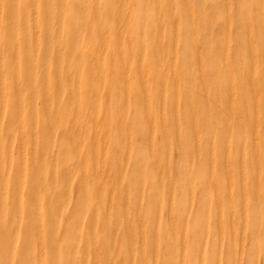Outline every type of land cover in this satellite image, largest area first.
Returning <instances> with one entry per match:
<instances>
[{
    "label": "rangeland",
    "instance_id": "374dc122",
    "mask_svg": "<svg viewBox=\"0 0 264 264\" xmlns=\"http://www.w3.org/2000/svg\"><path fill=\"white\" fill-rule=\"evenodd\" d=\"M238 1L231 0L230 3L232 21L236 20ZM35 2L39 9L35 12L40 18V24L46 23L45 27L42 25L39 28L38 38L40 40L38 41H35L36 31L32 21V0H0V65H2L0 67L3 70H0V75L3 76L0 78V82H3L0 90L2 89L3 92L0 91V93H4L0 94V98L3 99H0V166L4 170H10L8 175L10 180L5 188L0 181V202H2L0 204V264H109V258L110 264H153L154 262V264H172L170 254H168L171 249L178 254L177 259L180 264H187L191 260L193 264H204L205 261L209 264L211 260L213 261L210 264L213 262L214 264H264V194L259 195L260 193L255 188L254 196L250 194L248 201L242 200L239 194L243 189L242 182L248 183L244 180L245 173L241 172L242 170L231 171L234 184L226 188L223 186L222 177H224L225 169L222 166V158H220L222 149L220 133L223 123L221 113L224 93L220 78L225 77V72L216 69L219 67L217 61L219 55L216 53L217 57L215 55L216 59H213L212 53L217 45L218 36L223 33L221 15L224 1L124 0L125 4L123 3L118 8V3L115 1L111 3V0H35ZM45 36L47 38L46 48L50 50L53 48L59 55L54 59V63L48 56L36 59V67L39 70L45 67L44 69L48 72L45 76L50 80V84H47H49L51 94V109L53 113L55 111L56 119H59L54 131L45 119L46 107L42 101L44 93L47 94L48 91L44 90L46 87L44 89L37 87L38 84L42 86L46 79H43V76L37 72L36 86L33 87L32 74L27 60L29 51L34 47L38 49L37 56L43 53L42 37L45 38ZM159 48L164 49V56L172 58L176 64V75L172 77L176 83L172 81L171 75L160 76L165 74H160L159 64L157 65L155 61L159 59V55H156ZM230 50H234V47L231 46ZM261 57L264 58V55L262 54ZM57 67L62 71L64 82L60 88L53 86L54 89L51 86L59 78L54 73ZM141 69L145 71L140 72ZM15 75L19 76L17 78L20 80L19 85H21V94H23L20 101L16 99L19 97L16 94V87L13 86L16 84L15 79L18 80ZM200 82L207 83L205 88L207 93L204 89L201 90ZM45 85L43 83V86ZM177 85L178 87L174 89ZM34 88L37 89L33 97ZM178 89L179 100L175 107L172 98L176 96ZM74 96L76 98L73 102ZM95 96L98 99L96 103L98 109H95L94 113L93 109L96 105L91 98ZM18 102L22 106L19 107ZM189 103L192 105L198 122L197 130H194L193 120L188 116L189 111H185ZM22 107L23 111L19 116L18 112L22 110ZM263 108L264 103L261 104V109ZM177 110L178 116L176 117L174 113ZM81 113H84L83 117ZM18 120L23 121H20L22 127L18 124ZM81 123L85 128L83 134L85 136L81 137L83 143L78 139V144H76L75 140L78 137L76 134L82 128ZM93 126L99 130L100 138H96L98 135ZM18 127L23 130H18ZM164 130L168 133V141L165 140ZM261 130H264V120L261 121ZM246 131L247 142H251V137H253L251 130L246 129ZM39 132L40 134H37ZM101 138L102 142L96 141ZM93 146L105 149L104 151L99 150V153L100 158L105 159L107 170L115 172H119L116 171L118 169L122 170L119 181L108 180L114 186L111 191L104 190L103 200L102 194H99L95 187L96 176L95 167H93L96 163L102 166L103 162L100 159L98 161L91 159L90 150L94 148ZM228 148L230 156L235 157L233 138ZM62 149L64 151L61 152ZM83 149H86L88 154H85L86 157L82 162L78 156ZM114 153L119 154L120 158ZM137 157L145 162L143 176L140 169L133 166ZM210 158L214 161L215 180L212 182L216 181L215 186L208 187L200 177H193L192 185H188L187 181L192 180L190 175L193 171L196 175L201 173L203 164ZM38 159L46 164L47 170L44 177L37 169ZM168 160L169 163L166 162ZM71 162L78 171L70 170ZM119 162L123 165L121 163L119 165ZM80 163L86 164L80 167ZM249 163L250 161L246 165L249 166ZM155 166H159V174L161 176L163 174V178L165 176L164 184L170 183L172 191L168 199L162 201L159 218L153 215L151 198L149 193H146L156 188L150 184V182L153 183L152 171ZM64 168L67 170L64 171ZM66 172L68 174H64ZM155 173L154 171V184L157 186L160 181ZM84 174H87L85 180H83ZM16 176L24 177L25 186L16 184ZM261 176L264 181L263 174ZM142 177L146 180V185L143 187L145 194L140 199L137 194L138 190H136L139 188V183L137 184L136 180L138 179V182ZM41 178H45L47 185V190L44 192L47 195L45 197L52 199L56 194L58 196L57 200H55L56 197L53 199L55 200L53 211L59 221L56 223L51 217L52 212L44 198L41 202V209L39 208L42 225L39 224L41 226L37 227L34 221L40 222L35 219L36 211L34 210L38 204L34 203L35 208L31 204L27 205V201H32L27 186L29 181L37 185ZM123 183L129 189L125 191L129 204H133L134 197H139L143 205L142 219L136 218L134 213L128 225L122 217L130 206L120 197ZM18 186H20V195ZM232 188L238 190L237 195L235 192H229ZM2 191L6 193L2 194ZM191 196L192 198H189ZM19 197H21L22 209L18 212ZM228 198L234 200L233 204ZM186 199L192 201L189 202ZM203 199H208V205H204L208 212L202 218V213L198 217L196 215L204 207L200 205V201L203 204ZM99 201L106 203V210L103 211L114 207L120 211V222L115 225L114 230L109 229L108 220L103 218L102 212L97 214ZM168 202H171V205ZM58 203L59 206L63 204L59 210L57 209L59 208ZM179 204L180 207H185L186 212L182 213L181 229L179 228L178 232L172 227L169 229L167 224L173 221L171 208ZM108 205L111 207L109 208ZM251 206H261V212L255 211ZM244 212L247 216L245 219ZM251 217L252 220L254 219V225L251 224ZM50 219L53 220V226L49 225ZM145 219L154 223L149 226L151 228L145 227ZM204 219L206 221L203 222ZM38 228L40 230L37 231ZM33 229L36 230L33 231ZM175 230L176 232H173ZM9 232L13 234L11 237ZM36 232L39 233V237L36 236L38 235ZM39 240L42 242L41 247H39ZM82 240L86 242L82 243L83 245ZM129 240H132L131 244ZM219 240L221 244L218 243ZM170 241H172L171 246H169ZM11 242H14V246ZM51 247H53V252ZM71 252L77 254L74 255ZM40 254L42 258H39ZM194 254L195 257H193ZM202 254L206 259L203 262H201ZM155 258L156 260L153 261ZM180 260H183L182 263Z\"/></svg>",
    "mask_w": 264,
    "mask_h": 264
},
{
    "label": "bare ground",
    "instance_id": "6f19581e",
    "mask_svg": "<svg viewBox=\"0 0 264 264\" xmlns=\"http://www.w3.org/2000/svg\"><path fill=\"white\" fill-rule=\"evenodd\" d=\"M112 1H115L116 3H118L117 4V8L118 7H121L122 5H123V3L125 4V2H124V0H111V3H112ZM224 2H223V6H222V15H221V22H222V27H223V33H221L220 34V36H218V41H217V45H215V49H214V51H213V53H212V57H213V59H216V57H217V55H219V58H217V61L219 62V67H216V69H219V70H222L223 71V73L225 72V77H222V78H220V81H221V84L220 85H222V87H223V93H224V96H223V99H224V104L222 105V113H221V115H222V121H223V123H222V129H221V143H222V149H221V157L220 158H222V166H224V171H223V174H224V177H222V179H224V181H223V186H224V188H226V186H230V185H232V183L234 184V182L232 181V178H231V171H233V172H236L237 170L239 171V170H242L241 172H243L244 171V173H245V176H244V180H247L248 181V183H243L242 182V187H243V189L239 192V194H240V197L242 198V200H244V202L245 201H248V198H249V196H250V194H252L253 196H254V191L253 190H255L256 191V189H257V192H259L260 194L259 195H263L264 194V181H263V177L261 176V174H263V176H264V130H261V121H263L264 120V108L263 109H261V104L262 103H264V58L263 57H261L262 56V54L264 55V0H239L238 1V5H237V16H235L236 17V20H234V21H232V17H231V0H223ZM186 2V1H185ZM97 4V3H96ZM187 5V4H186ZM32 6H33V8H32V10H33V26L35 27V31H36V38H35V41H38V40H40L39 38H38V31H39V28H40V26H46V23L45 22H42L41 24H40V22H39V20H40V18L36 15V12L39 10V9H37V7H38V5H37V3L35 2V0H32ZM126 6V5H125ZM173 6V5H172ZM189 6V5H188ZM97 7H99L98 5H97ZM110 7H113V6H111L110 5ZM124 7V6H123ZM124 8H126V7H124ZM189 8V7H188ZM191 8V7H190ZM190 10V9H189ZM36 11V12H35ZM97 11V10H96ZM99 11V10H98ZM123 11V10H122ZM124 11H126V10H124ZM192 11V10H191ZM190 11V12H191ZM21 13V12H20ZM127 13V12H126ZM126 13H123V14H125L126 15ZM173 14V13H172ZM190 14H192V12L190 13ZM98 16V15H97ZM171 16V15H170ZM119 17V16H118ZM171 18V17H170ZM123 19V18H122ZM128 19V18H127ZM191 19V21H192V18H190ZM175 20V19H174ZM207 20V19H206ZM190 21V22H191ZM176 22V21H175ZM30 29V28H29ZM33 32H34V30H33ZM177 33V32H176ZM42 39H43V53L41 54V55H38L37 56V53H39L38 52V49H36V47H34V45H33V47H34V49H36L35 51H34V49L32 50H30L29 51V53H28V61H29V69H30V73L32 74L31 75V80H32V82H33V87H35L36 86V82H35V78H37V76H38V74L39 75H42L43 76V79H46V80H44L43 81V83L44 84H46L45 86H43V83H42V86L41 85H39L38 84V89H40V88H45L44 90H46V91H48V93L47 94H45L44 92H42V93H44V98L42 99V101L44 102V106L46 107V120L49 122V124H50V127L52 128V131H54V130H56V125H58V123H59V119H56V117H55V111H54V113L52 112V110L53 109H51V94L49 93V81L50 80H48V77H46L45 76V74L46 73H48L44 68L45 67H41V69L39 70L36 66H37V64H36V59H38V57H46L47 58V56L50 58V61L52 62V63H54L55 61H54V59L56 58V57H58L59 55L54 51V49L52 48L51 50L49 49V48H46V45H47V38H46V36H45V38H43L42 37ZM130 39V38H129ZM176 40V39H175ZM216 40H217V38H216ZM34 44V43H33ZM160 45L162 46V44L160 43ZM37 46V45H36ZM231 46H233L234 47V50H230L231 49ZM158 47H160V46H158ZM69 48V47H68ZM67 48V49H68ZM61 49V48H60ZM16 50V49H15ZM66 50V49H65ZM164 49H162V48H159L158 50H157V53H156V55L158 56L159 55V59H158V61L155 59V61H156V64L159 66V70H160V74H165V75H160V76H163V77H168V76H170L171 77V79H172V81H176V80H174L172 77L173 76H175L176 75V72H175V69H176V64H175V62H174V60L172 59V58H166L165 56H164V51H163ZM173 52V51H172ZM174 53V52H173ZM216 53H217V55H216ZM168 54H170V53H168ZM155 55V56H156ZM215 55H216V57H215ZM143 56V55H142ZM174 56V55H173ZM172 57V56H171ZM200 57H202V56H200ZM16 58V57H15ZM43 59V58H42ZM142 59V58H141ZM198 59H199V57H198ZM202 59V58H201ZM261 59H262V64H261ZM67 60L68 61H71L70 60V58H67ZM143 60V59H142ZM200 60V59H199ZM54 61V62H53ZM1 62V61H0ZM15 62H17V61H15ZM199 62V61H198ZM201 62H202V60H201ZM201 62H200V64H201ZM54 65V64H53ZM59 65V64H58ZM142 65V64H141ZM1 67H2V65H0ZM0 67V70L1 71H3L2 70V68ZM17 68V67H16ZM200 68V67H199ZM0 71V72H1ZM39 71H41V73L39 72ZM141 71H145V70H140V72ZM37 72H38V74H37ZM61 70L59 69V67H57L56 68V72H54V73H56V76H57V80H55V82H54V85H52L51 86V88H54L53 86H57L58 88H60V87H62V83L64 82V78L62 77V74H61ZM139 72V73H140ZM199 72V71H198ZM1 74H3V73H1ZM16 74V73H15ZM102 74H103V72H102ZM142 74V73H141ZM140 75V74H139ZM201 75V74H200ZM16 76V75H15ZM14 76V77H15ZM42 76H40L41 78H42ZM1 77H3V76H1L0 75V78ZM19 78V76L17 75L16 76V78ZM141 77H142V75H141ZM17 78V79H18ZM203 79H204V77H203ZM1 80V79H0ZM2 80H3V78H2ZM144 80V79H143ZM19 79L18 80H16L15 79V83L16 84H14L13 86H15L16 87V94H18V97L19 98H16V99H19V101H20V99H21V96H23V94H21V89H20V86L21 85H19ZM41 81V80H40ZM32 82H31V84H32ZM69 82V81H68ZM3 82H0V85L2 84ZM47 83H49V84H47ZM176 83V82H175ZM201 83V82H200ZM103 85V84H102ZM173 85H175V84H173ZM201 85H202V88H201V90H203L204 89V91H206V87H207V83H201ZM3 86V85H2ZM11 86V85H10ZM70 86H71V84H70ZM69 86V87H70ZM163 86H165V85H163ZM8 87V86H7ZM14 87V88H15ZM178 87V85L176 86V87H174V89L175 88H177ZM184 87V86H183ZM1 88V87H0ZM13 88V87H12ZM71 88V87H70ZM145 89H146V87H144ZM36 89L37 88H34L33 90V97H34V92L36 91ZM42 89V90H43ZM55 89V88H54ZM61 89H63V88H61ZM2 90V89H1ZM0 90V91H1ZM4 90V89H3ZM43 90V91H44ZM144 90V89H143ZM145 91H147V90H145ZM144 91V92H145ZM162 91H164V89L162 90ZM177 91H179V89L178 90H176V96L175 97H177V98H175L174 96V98H172V100H173V106H175V107H177L175 104L178 102V100H179V92H177ZM1 92H3V91H1ZM99 92V91H98ZM6 93V92H5ZM41 93V94H42ZM146 93V92H145ZM201 93V92H200ZM206 93H207V91H206ZM205 93V94H206ZM0 94H4V93H0ZM95 94V93H94ZM94 94H92V96L94 95ZM31 95H32V93H31ZM46 95V96H45ZM147 95H148V93H147ZM207 95V94H206ZM5 96V95H4ZM164 96V95H163ZM33 97H31L32 99H33ZM97 97H98V95H97ZM97 97L95 96L94 98H91L92 99V101H93V103L96 105L95 106V108L93 109V111H94V113L96 112L95 111V109H98V105L96 104L97 102H98V99H97ZM4 98V97H3ZM75 98H76V96H74V99H73V102H74V100H75ZM126 98H127V96H126ZM125 98V99H126ZM163 98V97H162ZM204 98H205V95H204ZM204 98H203V100H204ZM208 98V97H207ZM1 99V98H0ZM31 99V100H32ZM35 99V98H34ZM1 100H3V99H1ZM147 100V98L145 99V101ZM161 100V99H160ZM33 101V100H32ZM77 102H79V101H77ZM77 102H75V103H77ZM149 102V101H148ZM205 102H207V101H205ZM1 103H2V101H1ZM2 104H4V103H2ZM17 104V103H16ZM20 104V102H18V105ZM36 104V103H35ZM205 104H207V103H205ZM5 105V104H4ZM208 105V104H207ZM20 106H22V104L21 105H19V107ZM18 106H16V108H17ZM33 107H34V105H33ZM206 107V106H205ZM149 108V107H148ZM173 108V107H172ZM207 108H208V106H207ZM145 109V108H144ZM173 109H175L176 110V108H173ZM19 110H20V108H19ZM19 110H17V111H19ZM209 110V109H208ZM207 110V111H208ZM23 111V107H22V110L21 111H19L18 112V114L20 113V112H22ZM34 112H35V110H33ZM32 111V112H33ZM74 111V110H73ZM171 111H173V110H171ZM185 111H189L188 112V116L190 117V119L191 120H193V124H194V130H197V121H196V116L194 115V112H193V110H192V105L189 103L188 104V108L185 110ZM178 110L174 113V116H178ZM209 112V111H208ZM207 112V113H208ZM32 114V113H31ZM73 114V113H72ZM97 114V113H96ZM147 114H149V112L147 113ZM35 114H33V116H34ZM83 115H84V113H81V117H83ZM19 116H21V113H20V115ZM23 116V115H22ZM76 116V115H75ZM79 116V115H78ZM208 116V115H207ZM72 117H73V115H72ZM80 117V116H79ZM96 118H97V116H95ZM22 119H23V117H21ZM125 118H126V116H125ZM147 118V117H146ZM20 119V118H19ZM33 119V118H32ZM19 121V120H18ZM20 121H22V120H20ZM20 121L18 122V124H20ZM95 121V120H94ZM93 121V122H94ZM23 122V121H22ZM33 122V121H32ZM92 122V123H93ZM125 122V121H124ZM96 123V122H95ZM48 124V125H49ZM178 123H177V121H176V125H177ZM6 125V124H5ZM20 126L22 127V124H20ZM32 126H33V124H32ZM35 126V125H34ZM95 126V125H94ZM93 126V127H94ZM193 126V125H192ZM80 127H82V123L80 124ZM150 127V126H149ZM68 128V127H67ZM193 128V127H192ZM22 129V128H21ZM21 129H19V127H18V130H21ZM34 129H35V127H34ZM34 129L32 130L33 131V133H35V131H34ZM40 129V128H39ZM76 129V128H75ZM75 129H74V132H73V134L75 133ZM94 129H95V127H94ZM93 129V130H94ZM246 129H249V130H251V135L253 136V137H251V142H247V136L248 135H246V133H247V131H246ZM23 130V129H22ZM21 130V131H22ZM96 130V129H95ZM176 131V130H175ZM232 131H233V133H232ZM37 132H38V130H37ZM41 132V131H40ZM40 132L39 133H37V134H40ZM84 132H85V128H84V126L82 127V128H80V131L79 132H77L78 134H76V135H78V137H77V139L75 140L76 141V144H78V139L80 140V142L82 141L81 140V137H84L85 135H83L84 134ZM96 132V134L98 135V136H96V138L98 137V138H100L101 136L99 135V130H96L95 131ZM149 132H151V131H149ZM194 132V131H193ZM71 133H72V131H71ZM164 133H165V137H166V141H168V139H167V137H168V133H167V131L166 130H164ZM195 134L197 133V131H195L194 132ZM232 134V135H231ZM103 135V134H102ZM194 135V134H193ZM20 136H22V135H20ZM32 136V135H31ZM93 136V135H92ZM35 137H36V135H35ZM34 137V138H35ZM52 137V136H51ZM153 137V136H152ZM30 138V137H29ZM76 138V137H75ZM129 138V137H128ZM176 138V137H175ZM233 138V142H234V146H235V150H234V155H235V157H231L230 155V150H229V148H228V146H229V142H230V140ZM93 139V138H92ZM92 139H90L91 141H92ZM89 140V141H90ZM96 140V139H95ZM102 140V138L101 139H97L96 141L97 142H100ZM125 141V140H124ZM21 142V141H20ZM23 142V141H22ZM34 142V141H33ZM102 142V141H101ZM81 143H83V142H81ZM80 143V145H82ZM92 143V142H91ZM34 144L36 145V143L34 142ZM89 144V143H88ZM92 144H94V143H92ZM91 144V145H92ZM96 144H98V143H96ZM102 144H104V143H102ZM102 144H101V146H102ZM123 144H124V142H123ZM129 144V143H128ZM167 144V146H168V148H169V145H168V143H166ZM198 144V143H197ZM79 145V146H80ZM90 145V146H91ZM99 145H100V143H99ZM105 145V144H104ZM104 145H103V147H104ZM130 145V144H129ZM21 147H22V145H20ZM34 147V146H33ZM40 147V146H39ZM94 147V146H93ZM106 147V146H105ZM181 147H183V146H181ZM24 149H25V147H23ZM62 148H64V147H62ZM114 147H112V149H113ZM168 148H166V150L168 149ZM24 149H22V150H24ZM39 149V148H38ZM50 149V148H49ZM102 149V151H104L103 150V148H101ZM101 149H99V147L97 148H92V150H90V156H91V159H95V160H101L102 162H103V164H102V166H98L97 165V163L95 164V166H93V167H95V176H96V178L94 179V181L96 182V184H95V187L97 188V190H98V193L100 194H102V193H104V190L106 191H111V189H112V187L114 186V185H112V183L111 182H109L108 180L109 179H112V181L113 182H116V181H119V179H120V177H121V172H122V170L120 171L119 169H118V163H117V169L118 170H116V171H119V172H115V171H112V170H107V165H106V162L104 161L105 159H104V157H101L100 158V153H99V150H101ZM182 150H185V148H181ZM195 149V148H194ZM199 149H200V147H199ZM34 150H35V148H34ZM89 150V149H88ZM126 150V149H125ZM130 150V149H129ZM62 151H64V149H62L61 150V152ZM126 151H128V150H126ZM170 151V150H169ZM34 152V151H33ZM36 152V151H35ZM34 152V153H35ZM113 152V151H112ZM168 152V151H167ZM210 152H212L211 151V149H210ZM14 153V152H13ZM117 153H120V152H117ZM169 153V152H168ZM32 154V153H31ZM52 154V153H51ZM62 154V153H61ZM80 154V153H79ZM85 154L87 155L88 153H86V149H83L82 150V153L78 156L80 159V161H82V160H84V158L86 157L85 156ZM101 154H102V152H101ZM115 155H119V154H116V153H114ZM192 154V153H191ZM11 155V154H10ZM33 155H35V154H33ZM37 155L38 156H40V154H38L37 153ZM103 155H104V152H103ZM167 155V154H166ZM32 156V155H31ZM116 156V157H117ZM192 156V155H191ZM18 157V156H17ZM58 157V156H57ZM119 157V156H118ZM122 157V156H121ZM124 157H125V155H124ZM246 157L248 158V161H250V163H249V166H247L246 165V163L248 162H246ZM33 158V157H32ZM120 158V157H119ZM123 158V157H122ZM139 158L140 157H137V159H135L134 160V164H133V166L135 167V168H137L138 167V169H140V171H141V173H142V176L144 175L143 174V172H144V170H143V168H144V165H145V162L144 161H141V160H139ZM55 159V158H54ZM116 159V158H115ZM127 160H128V156H127V158H126ZM191 159V158H190ZM94 160V161H95ZM124 160H125V158H124ZM3 161V160H2ZM11 161V160H10ZM34 161V160H33ZM37 161H39L38 163V170L40 171V173L42 174L41 176L42 177H44V174L46 173L45 171L47 170L46 169V164H45V162H40V160L38 159ZM93 161V162H94ZM156 161V160H155ZM191 161V160H190ZM1 162V161H0ZM83 162V161H82ZM100 162V161H99ZM117 162V161H116ZM122 162V161H121ZM121 162H119V165H120V163ZM167 163H169V160L168 161H166ZM166 162H165V164H166ZM125 163V162H124ZM151 163H152V161H151ZM157 165H158V163L157 162H155ZM14 164V163H13ZM84 164V163H83ZM82 163H80V167L83 165ZM86 164V163H85ZM85 164H84V166H85ZM122 164V163H121ZM220 164H221V162H220ZM94 165V164H93ZM123 165V164H122ZM213 165H214V161L212 160V158H210V159H208L207 161H206V163H204L203 164V166H202V169H201V173H198L197 175L194 173V171H193V173H192V175H190L192 178V180H190V181H187L188 179H189V177H188V179L186 180L187 181V184L189 185H192V183H193V177H200L205 183H206V185L209 187V186H215V184H216V181H214V182H212L213 180H215L214 179V176H213V174H214V170H213ZM9 166V165H8ZM98 166V167H97ZM153 166H154V164H153ZM189 166H191V165H189ZM67 167V166H66ZM69 167H71V169L70 170H73V171H78L77 170V168L75 169V166H73L72 165V162L70 163V165H69ZM124 167V166H123ZM123 167H122V169H123ZM159 167V166H158ZM157 166H155V168L153 167V171H152V178H153V180H152V182L153 183H151L150 181V184L153 186H155L156 188H154V189H151L152 191H150V192H146V193H149V195H150V200H151V207H152V210H153V215L155 216V217H158L159 216V214H160V210H161V205H162V201H163V199H168V195L170 194V192H172L171 191V185H170V183H167V185L166 184H164V178H165V176H164V178L162 177L163 176V174H162V176H161V174H159L160 173V168H158ZM262 167V168H261ZM125 168V167H124ZM86 169V168H85ZM116 169V168H115ZM162 169V168H161ZM65 170H67L66 168H64V171ZM93 170H94V168H93ZM54 171V170H53ZM154 171L156 172L155 174H156V177L158 178V180L160 181V183H159V185H157L156 186V184H154L155 182H154V176H153V173H154ZM162 171V170H161ZM257 172V174H256V172ZM263 171V172H262ZM68 172V171H67ZM64 173V174H68V173ZM107 172V173H106ZM136 172V171H135ZM9 173H10V170H4V168L2 167V166H0V181H1V183L4 185V187L3 188H5L7 185V183L9 182V178H8V175H9ZM54 173V172H53ZM158 173V174H157ZM81 174V173H80ZM222 174V175H223ZM85 175H87V174H84L83 176V180H85L86 179V176ZM241 175V174H240ZM67 176V175H66ZM17 178H15V181H16V184H18V185H20V184H23V186H25L24 184V177H19V176H16ZM54 177V176H53ZM72 177V176H71ZM216 178V177H215ZM29 180H31L30 178H28ZM27 179V180H28ZM69 179V178H68ZM88 180H89V178H88ZM138 180V179H137ZM137 180H136V183L139 185V188L138 189H136V190H138V193L137 194H139V197H140V199H141V197H142V195H144L145 193L143 192V187H145V179H143V177H142V179H140L138 182H137ZM69 181H70V179H69ZM170 181V180H169ZM238 181H240V180H238ZM238 181H236L237 183H238ZM86 182V181H85ZM28 183V182H27ZM70 183V182H69ZM213 183H214V185H213ZM29 185L27 186V190L29 191V194L32 196L31 197V199H32V201H27V205L28 204H31V205H33V207H34V203H37L38 205V207H34L35 208V210L34 211H36V215H37V217H36V215H35V219H37L40 223H38V222H36V221H34L35 223H36V225H37V227L38 226H41L42 225V223H41V216H40V210H39V208L41 209V202H42V200L45 198L46 199V203H48V208H50V210H51V214H52V216L51 217H53V220L54 221H56V223H58V221H59V219H58V217L55 215V213H54V209H53V207H54V204L53 203H55L54 201L55 200H57L58 199V196H56L55 194V197H52V199L51 198H46L45 196H47L44 192L47 190V185H46V183H45V178H41L40 180H39V182H38V184L36 185V183H34L33 181H29V183H28ZM71 184V183H70ZM86 184H87V182H86ZM86 184H84V186H87ZM108 184V185H107ZM114 184V183H113ZM120 184V183H119ZM124 184V183H123ZM122 184V189H123V191H121L122 193L120 194V197L121 198H123L124 199V201H125V203H127L128 205H130L129 204V200H127V198L126 197H128V195L126 194V192L125 191H129V189H128V186H126L125 184L123 185ZM163 184H164V186H163ZM225 184V185H224ZM2 186V185H1ZM121 186V185H120ZM94 187V188H95ZM161 187V190H159V188ZM166 187V188H165ZM190 187V186H189ZM231 187V186H230ZM229 187V188H230ZM15 188V187H14ZM20 186H18L17 187V189H18V191H19V195H20ZM173 188V187H172ZM256 188V189H255ZM16 189V190H17ZM125 189V190H124ZM190 189H192V188H190ZM36 190V191H35ZM87 190V189H86ZM18 191H16V192H18ZM235 192L236 193V195H237V193H238V190L237 189H235V190H233V188L231 189V190H229V192ZM3 192V191H2ZM137 192V191H136ZM190 192H191V190H190ZM215 192V191H214ZM1 193V192H0ZM5 193H6V191H5ZM4 192L2 193V194H5ZM97 193V194H98ZM189 193V192H188ZM17 194V193H16ZM117 194V193H116ZM172 194V193H171ZM186 194V193H185ZM189 195V194H188ZM190 195H191V193H190ZM220 195V194H219ZM0 196H1V194H0ZM5 195H3V197H4ZM18 196V195H17ZM16 196V197H17ZM66 196V195H65ZM135 196H136V193H135ZM165 196V197H164ZM171 196V195H170ZM230 196V195H229ZM98 197H100V195H98ZM139 197H134V201L132 202L133 204H131L130 206H128V209H127V211L125 210V214L124 215H122V217L123 218H125V222H126V224L128 225V223H129V220L131 219V217H134V216H132V214H134L135 213V217L136 218H138V219H142V209H143V205H142V202H140V200H139ZM186 197H187V195H186ZM208 197V196H207ZM206 197V198H207ZM217 197V196H216ZM231 197V196H230ZM55 198V200L53 201V199ZM60 198V197H59ZM69 198V197H68ZM126 198V199H125ZM137 198V199H136ZM188 198V197H187ZM189 198H192V196L191 197H189ZM205 198V197H204ZM232 198V197H231ZM238 199H239V197H237ZM258 198V197H257ZM260 198V197H259ZM24 199H26V198H24ZM30 199V198H29ZM133 199V198H132ZM17 201H18V199H16ZM102 200H103V194H102ZM108 200V199H107ZM187 200V199H186ZM204 200V199H203ZM220 200V199H219ZM228 200H229V202L231 203V204H233V202H234V200L233 199H231L230 200V198H228ZM259 200H261V199H259ZM3 201H4V198H3ZM66 201H68L67 199H66ZM170 201H171V199H170ZM187 201H189V199L187 200ZM186 201V202H187ZM192 201V200H191ZM191 201H189V202H191ZM25 202V201H24ZM57 202H59V200L57 201ZM56 202V203H57ZM110 202H111V199H110ZM199 202V201H198ZM241 202V201H240ZM99 203L100 204H97V210H96V212H97V214H98V212L100 213V212H102L103 213V218L105 217V218H107V220H108V224H109V229H115V225H118L119 224V222H120V216H121V213H120V211H118L117 210V208H115L114 206V208L113 209H109L108 211H103V210H106L105 208L107 207V206H105V204L106 203H103V202H100L99 201ZM169 204L171 203V202H168ZM256 204H257V202H255ZM0 204H2V202H0ZM4 204V203H3ZM108 204V203H107ZM111 204V203H110ZM122 204V203H121ZM189 204V203H188ZM208 205V199H205L204 201H203V204L201 203V201H200V205H202V206H204V205ZM230 204V205H231ZM241 204V203H240ZM16 205V204H15ZM46 205V204H45ZM61 205V204H60ZM171 205V204H170ZM185 205V204H184ZM243 205V204H242ZM17 206V205H16ZM56 206V205H55ZM58 206H59V203H58ZM63 206V204L61 205V206H59V208H57L58 210L61 208ZM109 206V205H108ZM214 206H215V203H214ZM243 206H245V205H243ZM19 209H18V212H19V210H21L22 209V206H21V197H19V204H18V206H17ZM75 207V206H74ZM111 206H109V208H110ZM167 207H168V205H167ZM170 207V206H169ZM206 206H204L203 208H202V212L201 211H199V212H197V217L199 216V214L201 215V213H202V218H203V216L208 212V210H207V208H205ZM213 207V206H212ZM252 207V206H251ZM263 207V206H262ZM2 208V207H1ZM26 208V207H25ZM127 207H126V205H125V209H126ZM186 208H188L189 209V207H186ZM214 208V207H213ZM216 208V207H215ZM254 208V210L255 211H257V212H261V206H253L252 207V209ZM17 209V208H16ZM56 209V210H57ZM168 209V208H167ZM173 209V210H172ZM185 209V207H180V204L179 205H177L175 208H171V212H172V214H173V221H171L170 222V224H167V226H169V229H170V227H172V228H174V229H176L177 231L179 230V228L181 229V225H180V222H181V220H180V218H181V216H182V213L185 211L184 210ZM220 209V208H219ZM230 209V208H229ZM74 210H76L75 208H74ZM73 210V211H74ZM95 210H94V212H95ZM212 210V209H211ZM216 210H217V208H216ZM78 211V210H77ZM217 211H219V210H217ZM243 211V210H242ZM21 212V211H20ZM72 212V211H71ZM186 212V211H185ZM188 212H189V210H188ZM213 213H214V211H212ZM263 212V211H262ZM217 213H219V212H217ZM258 213V214H259ZM17 214V213H16ZM20 214V213H19ZM24 214V213H23ZM26 214V213H25ZM24 214V215H25ZM60 214V213H59ZM96 214V215H97ZM185 214V213H184ZM255 214V213H254ZM257 214V215H258ZM58 215V214H57ZM152 215V214H151ZM220 215H221V213H220ZM186 216H187V214H186ZM213 216V215H212ZM219 216V215H218ZM18 218L20 217V215L19 216H17ZM96 217V216H95ZM102 217V216H101ZM167 217V216H166ZM245 217L247 218V216H246V213L244 212V219H245ZM253 217V216H252ZM252 217H251V220H252ZM135 218V219H136ZM143 218H144V216H143ZM152 218V217H151ZM159 218V217H158ZM207 218H208V216H207ZM255 218V217H254ZM64 219V218H63ZM89 219V218H88ZM95 219V218H94ZM149 219H150V217H149ZM166 219V218H165ZM205 219H206V217H205ZM203 220V222L204 221H206V220ZM217 219H220V218H217ZM51 220V222H49V225L50 226H53L54 225V223H53V220L52 219H50ZM97 220V219H96ZM100 220V219H99ZM154 220H155V218H154ZM229 220V219H228ZM63 221V220H62ZM90 221V220H89ZM104 221V220H103ZM153 221V220H152ZM183 221H184V219H183ZM186 221V220H185ZM217 221V220H216ZM230 221V220H229ZM144 222H145V227H149L150 225H151V223L152 224H154L153 222H150V220L149 221H147L146 219L144 220ZM244 222H245V220H244ZM137 223V222H136ZM165 223H167V222H165ZM218 223H219V221H218ZM233 223V222H232ZM39 224H41V225H39ZM91 224V223H90ZM205 224H206V222H205ZM216 224H217V222H216ZM250 224V223H249ZM251 224L252 225H254V219L251 221ZM12 226H14L13 224H11ZM26 225V224H25ZM94 225H95V223H94ZM185 225V224H184ZM219 225V224H218ZM217 225V226H218ZM93 226V225H92ZM114 226V228H112ZM142 226H144V224L142 225ZM157 226V225H156ZM233 226H234V224H233ZM27 227V226H26ZM29 227V226H28ZM57 227V226H56ZM185 227V226H184ZM230 227V226H229ZM231 227H232V225H231ZM252 227V226H251ZM11 228H13V227H11ZM40 228V227H39ZM37 229V231L38 230H40V229ZM143 228V227H142ZM149 228H151V227H149ZM153 228H154V230H155V227L153 226ZM217 228V227H216ZM30 230H31V228H29ZM28 229V230H29ZM230 229V228H229ZM14 231H15V229H13ZM12 230V231H13ZM36 229H33V231H35ZM110 230V231H111ZM117 230V229H116ZM176 230L175 231H173V232H176ZM197 230V229H196ZM219 230V229H218ZM232 230V229H231ZM243 230V229H242ZM109 231V230H108ZM152 231V230H151ZM170 231V230H169ZM183 231V230H182ZM181 231V232H182ZM185 231V230H184ZM239 231V230H238ZM10 232H11V230H10ZM10 232H9V234H10ZM42 232V231H41ZM114 232V231H113ZM150 232V231H149ZM171 232V231H170ZM172 232V233H173ZM179 232V231H178ZM217 232V231H216ZM232 232V231H231ZM14 233V232H13ZM37 233V232H36ZM56 233H57V230H56ZM8 234V235H9ZM12 234V233H11ZM11 234L9 235L10 237H11ZM33 234V233H32ZM38 235H36L37 237H39V233H37ZM59 234V233H58ZM114 234V233H113ZM112 234V235H113ZM143 234V233H142ZM153 234H155V233H153ZM171 234V233H170ZM174 234V233H173ZM219 234V233H218ZM232 234V233H231ZM7 235V236H8ZM13 235V234H12ZM41 235V234H40ZM80 235V234H79ZM156 235V234H155ZM214 235V234H213ZM233 235V234H232ZM8 236V237H9ZM28 236V235H27ZM51 236H52V233H51ZM95 237H96V235H94ZM157 236V235H156ZM166 236V235H165ZM183 236H184V234H183ZM221 236V235H220ZM219 236V237H220ZM241 236H242V234H241ZM41 237V236H40ZM77 237V236H76ZM111 237V236H110ZM143 237V236H142ZM174 237H175V235H174ZM229 237H230V233H229ZM233 237V236H232ZM113 238V237H112ZM15 238H13V240H14ZM84 239V238H83ZM243 239V238H242ZM96 240V239H95ZM182 241H183V239H181ZM180 240V241H181ZM241 240V239H240ZM40 241V240H39ZM85 241V240H84ZM83 240H82V242H81V244L83 243H86V242H84ZM143 241H144V239H143ZM212 241V240H211ZM232 241V240H231ZM129 242H130V244H131V242H132V240H129ZM185 242V241H184ZM240 242H242V241H240ZM12 243V246H14L13 244H14V242H11ZM171 243H172V241H170V244H169V246H171ZM205 243V242H204ZM219 244H221L220 243V240H219V242H218ZM243 243V242H242ZM82 244V245H83ZM218 244V246H220ZM11 245V244H10ZM9 245V247H12V246H10ZM39 247H41L42 246V242L40 241L39 242ZM82 245H81V247H82ZM95 245V244H94ZM231 245V244H230ZM84 246H87V245H84ZM119 246V245H118ZM204 246V245H203ZM218 246H216V247H218ZM94 247V246H93ZM116 247V246H115ZM70 248H72V246L70 247ZM75 248V247H74ZM83 249H84V247H82ZM81 248V249H82ZM154 248V247H153ZM13 251H14V249H12ZM41 250V249H40ZM117 250V249H116ZM8 251H9V249H8ZM12 251V252H13ZM51 251L53 252V247H51ZM50 251V252H51ZM70 251V250H69ZM78 251V250H77ZM91 251V250H90ZM171 252L169 253L168 252V254H170V258H171V262H172V264H180V263H178V259H177V253L175 252V250L174 249H171L170 250ZM203 251V250H202ZM34 252V251H33ZM143 252V251H142ZM11 253V252H10ZM72 253H74V252H71V254ZM100 253V252H99ZM167 253V252H166ZM184 253V252H183ZM241 253V252H240ZM254 253V252H253ZM26 254V253H25ZM75 254H77V253H74V255ZM83 254V253H82ZM87 254V253H86ZM85 254V255H86ZM101 254V253H100ZM3 255V254H2ZM11 255H13V254H11ZM21 255V254H20ZM99 255V254H98ZM166 255V254H165ZM252 255V254H251ZM31 256V255H30ZM33 256H34V254H33ZM32 256V257H33ZM39 256V258H42L41 257V254L40 255H38ZM62 256V255H61ZM105 256V255H104ZM155 256V255H154ZM153 256V257H154ZM240 256V255H239ZM13 257V256H12ZM11 257V258H12ZM20 257V256H19ZM23 257V256H22ZM51 257V256H50ZM77 257V256H76ZM75 257V258H76ZM111 257V256H110ZM193 257H195V254H194V256ZM27 258V257H26ZM29 258V257H28ZM97 259L99 258V257H96ZM95 258V259H96ZM102 258V257H101ZM214 258V257H213ZM30 259H32V258H30ZM104 259H106V257L104 258ZM107 259H108V257H107ZM182 259H183V257H182ZM204 259H205V256H204V254H202L201 255V262H203L204 261ZM208 259V258H207ZM239 259V258H238ZM15 260V259H14ZM41 260V259H40ZM39 260V261H40ZM154 260H156V258L155 259H153V261ZM206 260V259H205ZM211 260V259H210ZM76 262H77V260H75ZM106 261V260H105ZM120 261H121V259H120ZM119 261V262H120ZM182 261L183 260H180V262L182 263ZM187 261V260H186ZM209 261V260H208ZM212 261L213 260H211L210 261V263H212ZM28 262V261H27ZM74 262V261H73ZM108 262H109V264H110V258L108 259ZM107 262V263H108ZM170 262V263H171ZM206 262V261H205ZM205 262H203L204 264H206ZM100 263H102V262H100ZM104 263H106V262H104ZM155 263V262H154ZM153 263V264H154ZM184 263V262H183ZM209 263V264H210ZM4 264V263H3ZM78 264V263H77ZM187 264H193V262H192V260L189 262V263H187ZM200 264H202V263H200ZM213 264H214V262H213Z\"/></svg>",
    "mask_w": 264,
    "mask_h": 264
}]
</instances>
